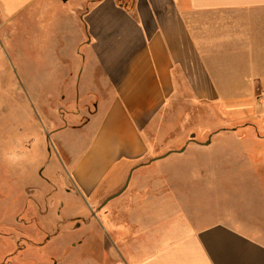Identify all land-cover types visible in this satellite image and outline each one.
<instances>
[{"label": "crops", "instance_id": "crops-1", "mask_svg": "<svg viewBox=\"0 0 264 264\" xmlns=\"http://www.w3.org/2000/svg\"><path fill=\"white\" fill-rule=\"evenodd\" d=\"M57 91L92 105L68 129L92 128L78 150L62 138L63 194L10 219L0 264H264V0H0V114L21 122L24 93L54 108ZM187 101L228 108L225 137L247 147L223 149L204 180L182 171L168 210L169 171L138 167L147 134ZM173 216L189 225L163 235Z\"/></svg>", "mask_w": 264, "mask_h": 264}, {"label": "rangeland", "instance_id": "rangeland-1", "mask_svg": "<svg viewBox=\"0 0 264 264\" xmlns=\"http://www.w3.org/2000/svg\"><path fill=\"white\" fill-rule=\"evenodd\" d=\"M24 94L21 122L19 118L17 121L12 120L10 112L7 116L0 114V257L7 249L6 234L13 230L15 235L17 229L10 224V219L12 221L15 215L23 212L22 207L25 204L32 206L37 202L42 211V207L48 201L47 198L52 197L57 201L63 194L58 188H52L53 180L63 183L59 177L66 173V169L68 170L66 165L69 160L61 146L62 138L70 143L82 138L79 144L78 141L73 143L78 150L88 140L89 130L92 128L90 124L82 130L68 129L84 123L87 113L92 108L91 102L82 105L86 97L82 93L78 91L53 93L54 108L40 107L39 102L31 97L32 93H28L29 96L27 93ZM44 94L47 95L40 93V95ZM235 110L237 109H233L232 113ZM229 116L228 108L222 105L212 108L204 101L174 102L157 124L156 129L147 134V156L141 162L143 165L138 168H141L139 171L147 177L158 174L162 168L163 171L166 169L167 172L169 171L164 173L167 177H163V187H167L163 194L164 208L175 210L173 206L176 197H184L181 194L179 196L180 191L174 187L182 171L189 179L195 174V180H204L201 174L206 177V172L202 173V169L205 167L208 173V170H211L210 161H216L217 166L225 164V157L219 154L223 149L247 147L241 144H245L246 140L235 142L225 137L223 128L228 126ZM241 125L237 124L236 132L239 133L244 128ZM217 134L220 135L217 141L214 142L212 139L213 143L209 144L211 135ZM187 143H189L187 152L179 153ZM229 159L231 158L228 157ZM47 161L52 163L51 165L59 162L62 167L60 172L50 173L47 167H44ZM134 177L131 171L130 179ZM217 180H220L217 182L221 188L222 178L218 177ZM170 186L172 189H169ZM117 190L118 188L110 195ZM178 202L181 205V199ZM52 209L50 210L53 211ZM172 218L163 226V235L168 231L166 229L172 226L175 228L177 224L182 228L183 225H189L180 217ZM70 222L72 224H69ZM66 226L74 227L75 223L67 220L62 228ZM80 232L73 231L72 238L79 236Z\"/></svg>", "mask_w": 264, "mask_h": 264}, {"label": "water", "instance_id": "water-1", "mask_svg": "<svg viewBox=\"0 0 264 264\" xmlns=\"http://www.w3.org/2000/svg\"><path fill=\"white\" fill-rule=\"evenodd\" d=\"M167 153H169V152H167ZM157 158V157H156ZM153 159H155V158H153ZM152 159V160H153ZM133 170V168L129 171V173H128V175H127V177H126V179H125V181H124V183H123V185L114 193V194H112V195H109L106 199H105V201H107V200H109L110 198H112V197H114V196H116V195H118V194H120L124 189H125V187L127 186V184H128V182H129V179H130V176H131V171Z\"/></svg>", "mask_w": 264, "mask_h": 264}]
</instances>
